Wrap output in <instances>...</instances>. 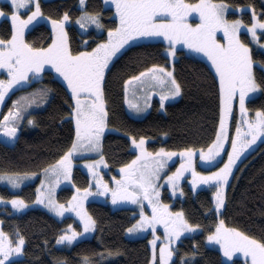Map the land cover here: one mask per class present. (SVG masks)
I'll use <instances>...</instances> for the list:
<instances>
[{"label":"snow or ice","instance_id":"1","mask_svg":"<svg viewBox=\"0 0 264 264\" xmlns=\"http://www.w3.org/2000/svg\"><path fill=\"white\" fill-rule=\"evenodd\" d=\"M8 11L0 8V17L10 19L11 29L7 38L0 37V69L6 72L7 79L0 78V103L5 101L9 90L14 86H22L37 78L46 68L54 70L66 82L70 90L74 106L68 116L74 121V138L71 145L59 156L54 163L42 169L44 179L40 181L41 188L37 189L36 202L44 204L51 211L63 216L66 211L75 212L83 223L84 231L94 229L96 221L84 208V199L90 194V188H76L67 204L59 203L54 197L57 185L63 180H71L73 157L76 153H102V137L107 127L108 110L105 100L106 70L114 57L130 42L144 37H162L168 42L167 54L175 57L177 45L203 54L218 78L220 103L219 128L215 138L206 146L197 150L185 147L179 151L181 164L174 172L162 176L167 167V161L176 156L177 152L161 147L157 151H149L146 147L147 137L137 139L131 136V146L138 150V154L120 167V177L115 181V188L109 187L107 181L96 179V186L103 192H111L112 202L131 201L140 208V218L129 228L128 233L151 228L153 239L150 264H175L172 245L181 238L183 233L195 232L201 229L199 223L190 222L183 210L173 212L169 205L160 199L161 179L167 182L173 193L183 189L179 182L184 173L191 170L192 187L196 188L201 182L209 184L215 182L214 209L221 214L225 206V186L229 182L234 166L242 153L254 144L258 138L264 136V108H257L255 116L249 117L246 98L264 87L257 82L254 74L252 48L249 43L241 39V27H245L255 44H261L264 36V13L258 15L252 9L251 23L245 25L243 19L229 20L226 12L229 5L225 0H110L115 7V16L119 23L107 28V38L100 40L90 50L87 45L83 51H74L70 46L66 24L70 21L66 11L62 17L54 19L47 16L51 23L50 43L46 47H35L25 39V31L33 22L39 23L44 19L41 0H7ZM109 3V0H105ZM85 5V0H80ZM248 7H251L250 5ZM22 10L27 15H22ZM196 14L198 23H191L190 17ZM81 28L94 24L96 28H104L99 12L82 11L76 18ZM258 32L260 33L258 35ZM222 33L218 37V34ZM125 99L129 108L141 112L149 106L151 90L161 87L160 106L169 96H176L181 92V85L177 82L173 72L160 64L144 67L137 74L130 75L124 80ZM144 89V103L139 100L128 99L129 89ZM167 91H163V89ZM50 90L42 88L13 100V107L0 120V132L7 137L15 138L19 130L22 113L37 99L41 103ZM238 100L241 120L238 122L235 135L229 136L227 119L233 112L234 102ZM29 124L34 120L29 119ZM246 124L242 130L241 125ZM230 141L231 150L227 152V160L223 166L212 172H197L194 157L199 154L201 161H214L224 150L225 143ZM105 158L101 154L97 161H85L93 177H98L97 167L104 164ZM35 173H0V179L7 180L13 187L22 179L34 176ZM43 189V190H42ZM4 197L0 196V201ZM147 202V205L145 204ZM12 207L22 209L26 202L19 196L11 198ZM151 208V215L145 212V207ZM162 225L165 243L159 245L157 253V226ZM82 235L73 225L58 237L57 243L67 241L71 243L77 236ZM17 240L9 238L0 229V264H14L9 258L15 253L23 251L24 237L17 233ZM206 240L219 245L224 257L231 259L237 253L243 254L244 264H264V238H256L238 228L227 227L224 219H219L215 230L208 231ZM195 252L191 255L195 256ZM109 255H112L110 252ZM185 255H188L187 253ZM87 261V258H85ZM181 264H185L181 257Z\"/></svg>","mask_w":264,"mask_h":264},{"label":"trees","instance_id":"2","mask_svg":"<svg viewBox=\"0 0 264 264\" xmlns=\"http://www.w3.org/2000/svg\"><path fill=\"white\" fill-rule=\"evenodd\" d=\"M195 2V0H191ZM229 5L226 14L228 19L240 17L246 23L251 22L249 10L237 13L235 10L248 7L254 8L260 15L264 13V0H225ZM8 11V3L0 5ZM44 16L54 19L68 12L71 19L81 15V12H99L104 28L88 31L82 34L76 26L68 25L70 46L74 51L87 50L95 47L100 40L107 38V28L114 27L117 20L113 10L104 7L102 0H85L83 7L79 0H41ZM264 18V16H261ZM35 23L26 33L25 39L35 47H46L50 43L51 28L44 22ZM10 20L0 18V37L10 35ZM243 40L248 42L246 37ZM264 43V36L261 37ZM164 44L160 41H139L128 46L110 64L106 70L105 100L108 110L107 128L102 137L103 151L107 168L110 173L122 164L135 157L131 148V136L137 139L145 136L150 141L147 148L157 151L161 147L177 152L185 147H201L211 143L215 138L220 120V103L218 78L215 70L207 62L184 54L181 50L173 63V74L181 85L180 98L164 105L160 109L158 100H154L150 111L143 118H132L124 107V80L137 74L144 67L152 64H165ZM254 74L257 82L264 85V50L252 47ZM41 84L40 86H38ZM36 86V87H35ZM38 86V87H37ZM47 88L50 91L41 103L35 101L39 109L25 110L23 119L19 122L20 134L14 144L9 147L0 142V173H36L38 180L42 169L54 163L71 145L74 138V121L69 119V112L74 106L66 87L50 71L43 72V78L22 90L34 91ZM22 96V95H21ZM20 96V97H21ZM19 97V98H20ZM2 114L8 112L13 96L8 98ZM238 102L235 101L230 134L238 113ZM246 107L252 113L257 108H264V87L255 97L246 101ZM34 123L29 124L28 120ZM76 158L72 168V187H64L57 191L56 200L66 204L72 198L76 188L88 185V177L80 170ZM219 164V163H218ZM215 167V166H214ZM213 168V167H212ZM73 182V183H72ZM35 183L26 184L18 192H11L5 186H0V195L10 197L21 196L25 202L35 198ZM182 198H177L172 204L173 209L183 210L186 218L192 223H199L201 229L191 235L182 237L173 247L175 264H227L219 251L206 244L208 231L215 230L219 219H224L227 227L238 228L256 238H264V140L257 143L239 160L225 186V206L221 214L214 210V193L216 187H203L193 190L187 181H182ZM164 199L170 201L168 195ZM86 210L96 221L92 237L81 239L68 247L57 246V240L65 228L72 222L79 228L76 217L71 211L68 216L59 220L41 208H31L20 214L6 211L0 213L1 228L9 236L22 235L24 245L22 256L11 260L14 264H149L151 250L147 237L129 239L125 231L136 218L131 207L111 208L103 202L89 201ZM112 255H109V253ZM195 252V256L191 254ZM188 255H185V254ZM87 258V261L86 259ZM171 264V263H170ZM231 264H243L240 259H234Z\"/></svg>","mask_w":264,"mask_h":264},{"label":"rangeland","instance_id":"3","mask_svg":"<svg viewBox=\"0 0 264 264\" xmlns=\"http://www.w3.org/2000/svg\"><path fill=\"white\" fill-rule=\"evenodd\" d=\"M4 2H7V0H0V5ZM103 2V5L104 7H108V8H111L113 10V16L114 18L117 20V24L119 23V18L118 16H115V7L111 4L110 0H109V3H105V0H102ZM8 3V2H7ZM79 6L81 7L80 5V0H79ZM0 8H2L0 6ZM229 10H232L231 8H229ZM228 10V11H229ZM245 10H249L251 12V15H252V11L251 9H248V7H244V8H239V9H236L235 11L237 13H241L242 11H245ZM84 11V10H83ZM227 11V12H228ZM226 12V14H227ZM22 15H27V12L22 10ZM79 17V16H77ZM75 17L74 19H70V21L66 24V27L68 25H74L76 26V28L78 29V31L82 34H85L87 33L88 31H97L99 32L100 29L96 28V26L94 24H91L87 27H84V28H81L80 25L76 22V18ZM1 18V17H0ZM237 18H240V17H237ZM235 18V19H237ZM242 19V18H240ZM10 20V19H9ZM229 20H233V19H229ZM41 22V20L39 21ZM45 24H48L49 27L51 28V23L50 21H48L46 18L43 19V21ZM190 22L195 24V23H198L199 22V19H198V16L196 14H193L192 17H190ZM252 22V21H251ZM250 22V23H251ZM36 22H33L32 25H30L28 27V29H26L25 33L35 24ZM250 23H246L245 22V25L247 24H250ZM260 33L258 32V35ZM222 35V33H219L218 34V37ZM243 37H246V39L248 40V42L246 43H249L250 44V47L252 48L253 45L254 46H257L261 49L264 50V43L261 42L260 45H257L255 44V42H253L251 40V35L250 33L247 32V29L245 27H241V39H243ZM160 41L164 44V54L165 56L167 57V62L165 64H162L164 67L168 68L170 71L173 72V63L174 61L177 59L178 57V53L179 51L181 50V52H183L184 54H187V55H190V56H193V57H196V58H199L205 62H207L209 65L210 64V61L207 60V58L201 54V53H197V52H194V51H191L189 49H187L186 47L178 44L176 47H177V52H176V55L175 57H171L167 54V44L168 42L166 40H164L162 37H144V38H139V39H136L134 42H130L128 45H126L123 49H121V51L117 54V56L123 51L125 50L128 46L132 45V44H135L139 41ZM90 50V49H88ZM83 51V50H82ZM116 56V57H117ZM114 57L113 60L116 58ZM112 60V61H113ZM112 61L110 62V64L112 63ZM109 64V66H110ZM260 68H262V70L264 71V66H260L258 65ZM214 69V68H213ZM45 71H50L53 75L54 78L58 79L67 89V91L69 92L70 96H71V93H70V90L67 88V85H66V82L63 81L62 77H59L58 74H56L54 72L53 69L51 68H46ZM215 72V71H214ZM174 75V74H173ZM0 78H4V79H7V75H6V72L3 70V69H0ZM43 78V72L39 74V76L37 78H33L31 80L30 83L28 84H25V85H22V86H14L13 89L9 90V94L8 96L5 98V101L3 103H0V112H2L3 108L5 107L6 105V102L7 100H9L8 98H10V96H13L14 100H17L19 99V97L22 95V96H26L27 94H29V91H25L23 92L24 88H27L29 86H31L33 83H35L36 81H40L41 79ZM41 84H39L38 86H40ZM37 86V87H38ZM36 87V86H35ZM129 90H132V89H129ZM161 87L160 86H157L154 90H151V95L149 96V101L151 103L152 100H155L157 99L159 102H160V93H161ZM163 91H167V89H163ZM124 92H125V85H124ZM133 92V90H132ZM260 92V89L257 90L256 92L254 93H249L248 97L246 98V101L248 99H251L253 97H255L256 95H258ZM180 93L176 96H169L168 99L165 100L164 102V105L168 102H173V101H176L180 98ZM21 96V97H22ZM128 99H134L135 100H139V102L141 104L144 103V89H139V90H136L135 92V97L132 96V97H128ZM238 102V100H237ZM150 103H149V106L147 108H145L143 111L141 112H136L134 109H131L129 108V106H126V112L129 116H131L132 118H143L150 110ZM73 104H74V101H73ZM235 104V102H234ZM239 105V103H238ZM10 107H13V104L11 103L10 104ZM41 108V106H38L36 103H33L31 105V107L27 108L26 110L28 111H31V110H35V109H39ZM234 108V106H233ZM160 109H164L161 108L160 106ZM232 114L233 112L229 115L228 119H227V131L229 133V136H234L235 135V130H236V127H237V124L238 122H240L241 120V113L239 111V107H238V113H237V117L235 119V122H234V128L232 130V133L230 134V126H231V121H232ZM248 116L249 117H252V116H255V111L254 112H248ZM22 119H23V113H22ZM22 119L19 121L21 122ZM242 127V130L243 129H246L247 125L246 124H242L241 125ZM219 128V126H218ZM109 129L106 127L105 131H104V134L106 132H108ZM103 134V135H104ZM139 139V138H138ZM264 140V136H261L260 138L257 139V141L250 145L248 149H246L244 151V153H242L241 158H243L252 148L253 146H256L258 142ZM150 141V139L147 138L146 140V147H147V142ZM131 148L135 151V156L138 154V150H136L133 146H131ZM149 150V149H148ZM205 150H207L205 148ZM231 150V143L230 141L226 142L225 143V146H224V150L221 151L220 155L214 160V161H211V162H207V161H201L200 160V157H199V154L197 152V155L194 157V164H195V167H196V171L197 172H203V173H207V172H212V171H216L218 168L222 167L223 166V163L224 161L227 160V152ZM151 151V150H149ZM100 155L101 153H96V152H81V153H76L74 154V157L75 158H82L80 160H77V165L78 167H80V170L86 174V176L88 177V185L86 187L90 188V194L87 195V197L84 199L83 203H84V208L86 209V203L89 202V201H96V202H103L105 204H108L110 205V207L113 209V208H120V207H131L134 209V213L136 218L134 220V223L136 222V220H138L140 218L139 216V212H140V208L137 204H134L132 203L131 201H117V203H113L112 202V195H111V192H103L102 189H98L97 186H96V179L98 178H102L103 181H107L108 182V185L109 187H112V188H115L116 185H115V181L112 179L113 177H116L117 179L120 177V168L117 169L115 171L116 174H113V173H110L108 168H107V164L106 162L104 164H99L98 167H97V171L99 173L98 177H93V174L91 172H89L88 170V167L87 165L85 164V161H97L99 160L100 158ZM239 159V160H240ZM239 160L237 161V163L239 162ZM219 163V164H218ZM181 164V157L176 155V156H173L171 157V159H169L167 161V167L164 169V172L162 173V176L165 175V174H170L171 172H174L176 170V168H178ZM237 165V164H236ZM235 165V166H236ZM215 166V167H214ZM235 166L233 168V171L235 169ZM213 167V168H212ZM232 171V173H233ZM232 175V174H231ZM231 175L229 177V180L231 178ZM38 176L37 174L35 173L34 176H28L24 179L21 180V182L13 187L12 184H10L7 180H2L0 179V186H5L7 187L8 190H10L11 192H18L20 190V188L26 184H31V183H35V198L33 201L31 202H26V207L25 208H22V209H15L12 207V204H11V198L14 197V196H19V195H12L10 197H4V200L3 201H0V213L3 212V211H6V209L8 208L10 210V213H13V214H20V213H23L31 208H41V209H44L46 210L47 212H49L50 214H52L55 218L61 220L63 218H65L66 216H68V213L71 212V211H66L64 213L63 216H59L57 215L55 212L51 211L49 208H47L44 204H40L38 202H36V193H37V189L38 188H41V184H40V181L42 179H44V174L43 172L40 174V178L39 180L37 179ZM182 181H187L188 184L190 185V187L193 189L192 187V184H191V181H192V175H191V170L187 171L184 173V176L181 178L180 182H179V187L181 188V183ZM73 183V182H72ZM161 187H160V193H161V196H160V199L162 200L163 203H166L169 205V208L171 211L173 212H176V211H180L179 209H173L172 208V204L174 203V201L177 199V198H182L183 194H181L180 191H176L175 193H173V190L170 186L167 185V182L163 179H161L159 182H158ZM215 184V182H210L209 184H204V183H200L196 186L195 189H198V188H209V187H213ZM73 185L71 184V180H63L61 179V182L59 183V185L56 186L55 188V191H54V197L56 199V193L58 190H60L61 188H64V187H72ZM85 188V187H84ZM83 189V188H81ZM193 189V190H195ZM43 190V189H42ZM76 191V190H75ZM74 193V192H73ZM165 195H168L171 200L170 201H167L164 199V196ZM1 196V195H0ZM21 197V196H19ZM22 198V197H21ZM23 199V198H22ZM24 200V199H23ZM25 201V200H24ZM60 203V202H59ZM67 204V203H66ZM65 204V205H66ZM145 204L147 205V202L145 201ZM145 212L149 215H151V208L150 206L149 207H145ZM74 213V216L76 217L75 221L77 224H79V228L77 227H74V225L71 223V225H73V227L80 233H82V235L80 236H77L71 243L67 242V241H63V242H60V243H57V246H60V247H68L70 246L71 244H73L74 242H77L81 239H85V238H90L92 237L93 233H94V229H90L89 231L85 232L84 231V228H83V223L80 221L79 217ZM1 219V218H0ZM133 223V224H134ZM0 229L1 228V220H0ZM3 230V229H2ZM65 230H67V228H65ZM64 230V231H65ZM200 230V229H199ZM199 230L195 231V232H186V233H183L181 238L184 237V236H187V235H191V234H194L196 232H198ZM4 231V230H3ZM5 232V231H4ZM6 233V232H5ZM156 235L160 237V239L157 240V253L159 251V245L162 244V243H165V238H164V230H163V226L162 225H158L157 226V232H156ZM9 236V235H8ZM125 237L126 238H129V239H136V238H143V237H147L148 239V244H149V247H150V250H151V254H152V245L150 243V241L153 239V234H152V230L151 228H146V229H142V230H139L137 232H134V233H128L127 231H125ZM9 238L13 239L14 241L18 239V237L16 236H9ZM180 238V239H181ZM179 239V240H180ZM177 240L173 245L172 247H174V245L179 241ZM206 244L212 248H215L219 251L220 255H221V258L222 260L227 263V264H231L233 262L234 259H240L242 261V263L244 264V261H245V258L243 257V254H240V253H237L235 256H233L231 259L227 258V257H224L223 256V253L220 251V248H219V245L216 244V243H210L206 240ZM22 256V253L20 254H13L9 259L10 260H14V259H18ZM151 261V260H150ZM171 263V262H170ZM150 264V263H149Z\"/></svg>","mask_w":264,"mask_h":264},{"label":"bare ground","instance_id":"4","mask_svg":"<svg viewBox=\"0 0 264 264\" xmlns=\"http://www.w3.org/2000/svg\"><path fill=\"white\" fill-rule=\"evenodd\" d=\"M10 97H11V96H10ZM7 101H8V100H7ZM6 113H7V112H6ZM6 113H4V114H6ZM4 114H2V112H0V120L3 119V115H4ZM19 134H20V129L18 130V132H17V136H16L15 138L7 137L4 133L0 132V142H1L2 144L6 145V146L12 147V146H14V144L16 143V141H17V139H18V137H19ZM5 138H8L9 141H7V142L3 141V139H5ZM9 142H10V143H9Z\"/></svg>","mask_w":264,"mask_h":264},{"label":"crops","instance_id":"5","mask_svg":"<svg viewBox=\"0 0 264 264\" xmlns=\"http://www.w3.org/2000/svg\"><path fill=\"white\" fill-rule=\"evenodd\" d=\"M125 95H126V93L124 92V97H123L124 107L128 106L127 101H126V99H125ZM132 96H133V92H132V90H129L128 93H127V97H132ZM155 100H157V99H155ZM153 102H154V100H152L151 103H150V109H151V106H152ZM158 102H159V101H158ZM159 104H160V102H159ZM159 107H160V105H159ZM150 109H149V110H150ZM125 110H126V108H125ZM74 160H76L75 157H73V165H74ZM72 168H73V167H72Z\"/></svg>","mask_w":264,"mask_h":264},{"label":"water","instance_id":"6","mask_svg":"<svg viewBox=\"0 0 264 264\" xmlns=\"http://www.w3.org/2000/svg\"><path fill=\"white\" fill-rule=\"evenodd\" d=\"M3 141L7 142V141H9V139H8V138H5V139H3ZM9 143H10V142H9Z\"/></svg>","mask_w":264,"mask_h":264},{"label":"flooded vegetation","instance_id":"7","mask_svg":"<svg viewBox=\"0 0 264 264\" xmlns=\"http://www.w3.org/2000/svg\"><path fill=\"white\" fill-rule=\"evenodd\" d=\"M2 4H3V3H2ZM2 4H1V5H2Z\"/></svg>","mask_w":264,"mask_h":264}]
</instances>
